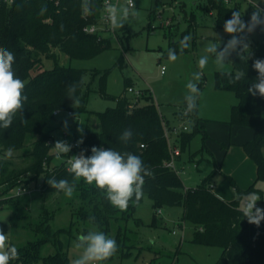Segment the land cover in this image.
I'll list each match as a JSON object with an SVG mask.
<instances>
[{
  "label": "trees",
  "instance_id": "16d2710c",
  "mask_svg": "<svg viewBox=\"0 0 264 264\" xmlns=\"http://www.w3.org/2000/svg\"><path fill=\"white\" fill-rule=\"evenodd\" d=\"M207 4L216 11L218 28H223L232 11L240 8L238 4H228L224 0H208ZM99 5L100 0H93L87 13L82 0H0V48L14 54L13 70L24 81V94L28 98L11 127L0 134V209L22 196H12L19 184L27 188L38 184L43 192H58L47 183L48 179H67L70 184L75 182V189L81 191L83 201L90 203V210L83 208L79 211L81 217L92 218L101 226H105L109 219L117 218L115 214L119 209L108 202L105 193L94 184L86 183L83 178H74L66 162L50 167L53 158L50 152V122L61 115L55 116L54 111H84L87 96L84 93L85 69L62 66L57 62L54 67L43 69V60L56 59L57 50L71 58L87 59L111 49L113 37H100L84 30L86 26L98 21ZM252 7L254 6L243 13L245 21L253 11ZM190 21H195L193 16ZM255 33L257 38L253 39L254 33L249 37L248 52L252 55L247 58L248 52H245L241 58L233 53L235 70L215 73V87L232 90L238 98V102L231 108L230 124L254 129L252 139L243 143V148L257 166V179L249 189L243 190L232 177L227 176L237 191L236 199L224 200L213 191L216 170L206 175L197 186L186 189L181 176L165 165V161L170 158V149L165 135V120L153 95L148 90H142L143 94L135 101L126 93L118 97L110 95L106 91L107 72L101 77V93L104 97L116 98L117 104L98 113L100 129L87 128L83 144L77 147L79 152L86 150V156L91 155L93 146L140 156L153 173V177H144L145 183L142 186L143 196L147 195L153 201V223L156 224V214L162 208L182 206L185 219L196 227L193 241L222 248L221 255L214 264H264V220L259 226L249 223L244 217L245 209L241 206L242 197L246 193L259 191L256 183L264 181V98L253 96L247 91L258 75L252 67L253 61L257 58L264 59V31L258 28ZM179 41L181 40L171 43L174 50H179ZM118 63L123 67L125 58L122 56ZM241 70L245 71L246 76L236 83H229L227 73L235 76ZM221 72L225 74L222 75ZM74 83L78 84L77 109L72 107L73 100L66 95ZM126 84L128 88L131 84L130 78L126 79ZM141 98L146 99L147 103L139 104ZM182 108H186L185 101ZM20 116L26 122H22ZM190 116L195 131L181 134L182 152L187 150L198 131L205 132L200 118H197V112ZM126 128H131L133 136L124 144L120 136ZM29 141L32 142V162L24 168H18L11 155H8V150L13 152L22 149ZM203 149L191 153L190 158L194 159ZM26 175L29 178H25ZM41 175L43 179L38 183L37 179ZM3 186L7 188L5 191ZM10 191L8 198L5 193ZM143 196L136 202L133 194L128 206L131 212L135 211ZM48 240L45 237L31 241L23 247H16L19 257L10 261V264L32 263L40 257V245ZM44 260L45 264L67 262L60 253L45 257Z\"/></svg>",
  "mask_w": 264,
  "mask_h": 264
},
{
  "label": "rangeland",
  "instance_id": "374dc122",
  "mask_svg": "<svg viewBox=\"0 0 264 264\" xmlns=\"http://www.w3.org/2000/svg\"><path fill=\"white\" fill-rule=\"evenodd\" d=\"M234 1L240 4L241 14L257 3V0H252L253 4L247 0ZM134 2V9L129 8L130 14L127 17L122 13V9L127 6L124 1L120 3L117 15L122 26H116L119 37L112 38L111 49L87 59L71 58L59 50L56 51V59L44 58L43 69L54 67L56 62L62 66L85 69L84 93L87 96L86 110L79 113L75 111L73 116L63 113L51 120L50 152L53 158L50 167L66 162L80 153L78 148L74 147V143L80 139L78 127H83L84 132L87 128L99 130L98 113L116 106V98L104 97L101 93V77L104 73H108L107 93L117 97L126 93L135 101L136 94L129 92L126 84V79L130 78V86L135 90H148L153 95L165 124L171 128H180L184 121L179 118L178 112L184 105L187 92L185 85L189 80L195 82L193 73L199 70L202 72V78L199 81L197 112L205 126L201 125L204 130L210 126L219 130L221 138L222 131L227 130V140L214 138L208 135L206 130L198 131L187 150L183 152L181 177L186 187H195L197 182H201L207 165L214 164L215 161L219 166L222 164L221 153H225L229 142L237 144L238 134H230L232 127H243L230 124L232 105L238 102L235 92L215 87L217 71L235 70L233 55L230 57L231 62L219 69L211 55L205 51L206 45L212 42L220 43L222 48L231 36L225 33L223 28L217 27L216 11L209 8L208 0ZM261 6L264 7V3H261ZM133 10L138 11V17L131 14ZM191 16L194 17V22L190 21ZM185 36L191 37L187 41V47L181 45ZM257 37V33H254L253 39ZM179 39V50H174L171 43ZM170 48L177 55L174 61L168 57ZM204 55H209V62L203 69H198L197 61ZM122 56L125 58L123 67L118 63ZM161 66L166 67L164 74L161 73ZM146 103V99H139V104ZM78 107L79 103L75 109ZM65 119L69 125L67 132L62 128ZM193 123L187 121L189 132L195 131ZM175 139L178 137L173 135V140ZM57 140H65L73 145L71 152L60 153L54 148ZM201 149L202 153L197 156L205 157L200 165L202 171L198 169L195 161L190 160V154ZM31 151L32 142L29 141L24 148L11 152L14 165L18 168L29 165L33 159ZM25 178H29V175ZM42 179V175L39 176L38 183H41ZM221 180L226 181L227 187L234 191L231 180L221 172L214 177L213 186L218 185ZM25 182L27 183L28 179ZM259 186L263 192L262 195L256 193L261 199L257 202L261 204V209H264V181L259 182ZM6 189V186H3V191ZM5 195L9 198L11 191ZM89 204L83 201L79 189H75L72 196L68 197L63 192H43L41 186L33 184L16 201L6 203L0 209V227L7 234L8 242L17 248L45 237L49 239L40 245V257L30 264H45V257L59 253L67 259L66 264H73L82 251L74 247L79 243L76 238L80 234L87 235L89 231H102L114 238L119 246L114 256L100 264H214L221 255V247L193 241L196 227L185 219L182 206L162 208L161 212L156 214L155 224L153 201L144 195L134 212L129 208L123 211L119 209L115 214L117 218H111L105 226H101L92 218L81 217L79 211L83 208L90 210Z\"/></svg>",
  "mask_w": 264,
  "mask_h": 264
},
{
  "label": "clouds",
  "instance_id": "9594fccd",
  "mask_svg": "<svg viewBox=\"0 0 264 264\" xmlns=\"http://www.w3.org/2000/svg\"><path fill=\"white\" fill-rule=\"evenodd\" d=\"M264 0H257L251 12L249 19L245 21L244 14L240 10H233L231 17L224 22L223 30L231 36V39L221 48L220 43H209L205 51L211 55L219 69L230 63V57L236 53L241 58L245 52L250 49L249 37L259 28L264 31V7L261 6ZM134 9V5H133ZM109 19L114 26L121 27L122 22L118 19V9L113 6L109 8ZM124 17L130 14V9H122ZM134 16L139 15L138 11H131ZM190 36H185L181 41L183 47H187V41ZM219 49V50H218ZM248 52L247 58L251 56ZM168 57L175 60L177 55L173 49H168ZM15 56L13 53L0 48V134L3 130L11 127L14 118L24 108L27 96L24 94L25 83L19 78L13 70ZM209 62V55L201 56L197 61L198 69H203ZM253 69L258 73L255 81L248 88V92L253 95L264 98V59L257 58L253 61ZM222 75L225 73L221 72ZM229 83H236L246 76L245 71L241 70L233 76L227 73ZM195 82L189 80L185 87V115L195 114L198 109L197 100L200 95L199 81L202 78V72L193 73ZM78 84H72L66 95L73 100L72 107L75 108L79 103L76 95ZM22 122H26L23 116H20ZM62 128L68 131L69 125L67 119L62 122ZM77 132L80 139L77 140L76 146L84 142V128L78 127ZM133 136L131 128L123 130L120 140L127 144ZM73 145L65 140H57L54 148L60 153H69ZM11 149L8 155H11ZM86 150H82L78 155L71 157L70 171L74 178H83L89 185L104 192L108 202L117 209L126 210L129 206L130 198L135 194V201L139 202L143 196L142 186L145 183V176L153 177L152 171L144 164L142 158L131 152H121L114 149H105L103 147L91 148V155L86 156ZM47 183L58 192H63L66 196L71 197L75 190V182L69 183L67 179L56 181L48 179ZM245 200L244 217L251 224L259 226L264 220V209L256 207L257 201L261 200L255 192L247 193L242 197ZM79 243L74 247L82 250L78 258L74 259L73 264H100L114 256L118 251V244L112 237L107 236L102 231H89L87 235L80 234L76 238ZM18 249L8 242V236L0 227V264H10V261L18 259Z\"/></svg>",
  "mask_w": 264,
  "mask_h": 264
},
{
  "label": "crops",
  "instance_id": "0c3cea01",
  "mask_svg": "<svg viewBox=\"0 0 264 264\" xmlns=\"http://www.w3.org/2000/svg\"><path fill=\"white\" fill-rule=\"evenodd\" d=\"M236 4H237V2H236ZM238 5H240V4H238ZM197 118L198 119L200 118L198 115V112H197ZM200 124L204 125V121H202L201 119H200ZM205 130L207 131L208 135L210 134L214 138H220V139H223V141L227 140L226 139L227 130H226V132L222 131V135H223L222 138L219 137V135H220L219 130L212 129L211 126L209 128L207 127ZM230 134L231 135L238 134V137L236 138V140L238 141V142L236 141L237 144L230 141L229 146H228L227 150L225 151V153L224 152L221 153L222 164L219 166L215 161L214 164L210 163L211 166L207 165L205 167L207 170H206L205 174L203 172L202 179L206 175L211 173L212 171L216 170L215 176L218 172H221L222 174H226L227 176H230L233 178V180L235 181L236 185L239 188H241L243 190H247V189H249V187L251 185H253L256 182L257 166H256L255 162L245 152V150L243 148V143L252 139V137L254 135V129H245L243 127H236V128L232 127V129L230 130ZM236 145H239V147ZM182 157H183V152L181 151V155L178 157V164L183 169ZM202 157L203 158H199L198 156L195 157L194 159L190 158L191 161L192 160L195 161L196 166L198 167V169L200 171H202L200 169V165H202L201 161H202V159L205 158L204 156H202ZM198 184L199 183L197 182L196 186ZM260 186H259V182H257L256 187L259 188L260 190L254 191V192L262 195L263 189ZM187 188H190V187H187ZM216 188H217V190H216ZM213 191L218 196H220L222 199L227 200V201H231V200H234L237 198L236 189L234 188V191L230 190L229 187H227V185H226V181H224V180H221L218 183V185H214ZM256 205H257L256 207H258L260 209L262 208L261 204H259L258 202L256 203ZM241 206H243L245 208V200L243 198L241 201Z\"/></svg>",
  "mask_w": 264,
  "mask_h": 264
},
{
  "label": "built area",
  "instance_id": "2783aa9c",
  "mask_svg": "<svg viewBox=\"0 0 264 264\" xmlns=\"http://www.w3.org/2000/svg\"><path fill=\"white\" fill-rule=\"evenodd\" d=\"M7 1L12 2V0H7ZM82 1L85 4L86 10L88 13L89 4L93 0H82ZM122 1L125 2L126 6L128 8H132L133 5L135 6L134 0H100V5H99L100 15L98 17V21L92 25L86 26L84 28V30L88 33L98 34L100 37L103 36V37L118 38L119 37L118 30H117L116 26H114L111 23V21L109 19V11L108 10H109V8H111L113 6H115L118 9L120 6V3ZM224 1L228 4H235L236 3V1H234V0H224ZM247 1L251 2L252 4L254 3L252 0H247ZM252 6H255V4H253ZM104 33H107L109 36H105ZM165 71H166V67L161 66V73L164 74ZM128 91L135 93L137 97H139L143 94L142 90H135L132 86L128 87ZM131 107H132V105H131ZM62 113H67L70 116L74 115L72 110L63 111L61 109H57L54 111L55 116H58ZM184 113H185V108L180 109L179 118L184 121V123L182 124V126L180 128L168 127L164 122L165 135H166V139L168 141V145H169V149H170V158L165 161V165L167 167L175 170L180 176L182 173V167H180L178 164V157L181 155L180 137H181V134L183 132L189 130V126L187 125V121H190V119H191L190 114L185 115ZM173 135H176L178 137V139L173 140ZM141 146L144 147V144H142ZM75 147H78V146H76V143H75ZM70 161H71V159L66 161L68 169H70V167H71ZM31 183H34V182L32 181ZM186 189H187V187H186ZM27 190H28V188L25 185L19 184L14 189V193L12 194V196L23 195L24 193L27 192ZM160 212H161V210H159V213ZM174 232H176V231H174Z\"/></svg>",
  "mask_w": 264,
  "mask_h": 264
}]
</instances>
